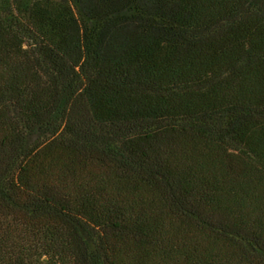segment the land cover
Wrapping results in <instances>:
<instances>
[{
    "label": "trees",
    "instance_id": "trees-1",
    "mask_svg": "<svg viewBox=\"0 0 264 264\" xmlns=\"http://www.w3.org/2000/svg\"><path fill=\"white\" fill-rule=\"evenodd\" d=\"M0 264H264V0H0Z\"/></svg>",
    "mask_w": 264,
    "mask_h": 264
}]
</instances>
